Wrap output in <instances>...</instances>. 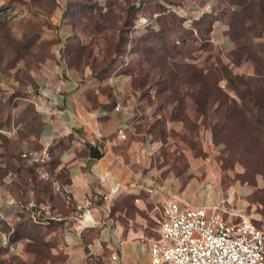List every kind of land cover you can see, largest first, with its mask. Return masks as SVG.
<instances>
[{
    "label": "rangeland",
    "instance_id": "1",
    "mask_svg": "<svg viewBox=\"0 0 264 264\" xmlns=\"http://www.w3.org/2000/svg\"><path fill=\"white\" fill-rule=\"evenodd\" d=\"M252 1L264 3L0 0V125L12 119L16 98L27 95L32 71L49 60L64 59L97 77L122 69L154 106L156 116L146 129L163 140L175 136L176 154L181 152L175 161L182 162L187 146L206 161L208 183L221 190L220 201L230 200L250 217L264 214V16L251 10ZM202 9L211 13L200 14ZM217 26L233 41L231 50L212 37ZM65 30L72 35L63 40ZM4 81L16 85L9 90ZM14 120L24 124L22 137L37 135L41 120L32 102L17 108ZM171 120L181 121L185 132H167ZM20 141L0 132V180L23 206L19 217L0 216V240H29L24 253L0 250V264H64L66 254L47 235L61 223L52 218L61 214L66 222L75 213L63 194L66 169L53 155H23Z\"/></svg>",
    "mask_w": 264,
    "mask_h": 264
},
{
    "label": "crops",
    "instance_id": "2",
    "mask_svg": "<svg viewBox=\"0 0 264 264\" xmlns=\"http://www.w3.org/2000/svg\"><path fill=\"white\" fill-rule=\"evenodd\" d=\"M225 31L219 27L212 37L228 51L234 43ZM70 35L72 31L65 30L61 36L64 40ZM1 84L11 90L16 82ZM25 91L26 96L16 98L19 106L11 112L10 122L0 125V132L12 140L21 138L23 155L47 151L57 157L58 167L66 169L63 194L76 214L66 222L61 214L52 218L61 223L47 235L66 254L64 264H150L149 246L159 229L163 203L172 194L192 206L220 201L221 190L208 183L210 171L202 157L184 146L182 162L175 161L181 153L176 154L175 136L163 140L155 129H146L156 116L154 106L126 71L97 77L77 71L64 59H53L32 71ZM25 102L35 105L41 120L36 136L22 137L24 124L14 120ZM164 128L185 132L177 120L167 121ZM89 143L98 145L101 157H90ZM78 204L89 209L90 221ZM22 211L20 200L0 180V216L14 219ZM252 216L264 227L263 213L254 211ZM27 240L11 238L8 247L24 253Z\"/></svg>",
    "mask_w": 264,
    "mask_h": 264
},
{
    "label": "built area",
    "instance_id": "3",
    "mask_svg": "<svg viewBox=\"0 0 264 264\" xmlns=\"http://www.w3.org/2000/svg\"><path fill=\"white\" fill-rule=\"evenodd\" d=\"M201 11L206 12L202 9L200 14ZM150 24L147 21L145 26ZM137 29L142 30V24ZM119 134L125 136L121 130ZM42 154L47 159L51 157L47 151ZM77 208L85 220L92 219L89 209L80 204ZM2 244L8 246V237L3 236ZM149 253L150 264H264V227L243 209L230 206L228 199L192 206L182 204L172 194L163 203L159 229ZM112 259L119 262L115 254Z\"/></svg>",
    "mask_w": 264,
    "mask_h": 264
},
{
    "label": "trees",
    "instance_id": "4",
    "mask_svg": "<svg viewBox=\"0 0 264 264\" xmlns=\"http://www.w3.org/2000/svg\"><path fill=\"white\" fill-rule=\"evenodd\" d=\"M235 3V2H234ZM235 5H237L236 7H237V9H236V11L238 10V9H240L241 7H240V5L239 4H237V3H235ZM255 7V8H254ZM251 10H255V12L257 13V15H261L262 14V16H264V3L263 2H258V3H256V2H253L252 1V9ZM209 13H211V12H207V13H205V14H209ZM214 20L215 19H213V20H210L209 21V27H208V31L209 32H211L212 31V29H213V23H214ZM264 29V28H263ZM133 82V86L136 88V89H140L139 88V86L140 85H138L136 82H135V80H133L132 81ZM192 95L193 96H195L196 94H194V93H192ZM208 98V97H207ZM206 98V100H205V105H207L206 103H207V101H208V99ZM200 100H198V102H199ZM256 102H258V100H256ZM259 103V102H258ZM207 107H205V109H206ZM260 108H261V105H260ZM262 118H258V121L259 120H261ZM21 154V153H20ZM262 166V169L264 170V165H260L259 167H261ZM21 217H22V215H21ZM8 239L9 240H11V236H8ZM31 240L32 241H34V239H32L31 238ZM40 246H43V245H47L44 241H42V242H40V243H38ZM5 246H3L2 245V243H1V240H0V250H5ZM29 252H30V250H28Z\"/></svg>",
    "mask_w": 264,
    "mask_h": 264
},
{
    "label": "water",
    "instance_id": "5",
    "mask_svg": "<svg viewBox=\"0 0 264 264\" xmlns=\"http://www.w3.org/2000/svg\"><path fill=\"white\" fill-rule=\"evenodd\" d=\"M89 148H90V157L91 158H99L102 156V152L100 150V148L98 147V145H93V144H88Z\"/></svg>",
    "mask_w": 264,
    "mask_h": 264
}]
</instances>
